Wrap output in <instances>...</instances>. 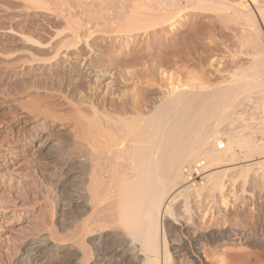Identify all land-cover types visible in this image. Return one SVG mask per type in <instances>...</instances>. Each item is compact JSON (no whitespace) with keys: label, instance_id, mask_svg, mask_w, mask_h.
Returning a JSON list of instances; mask_svg holds the SVG:
<instances>
[{"label":"bare ground","instance_id":"6f19581e","mask_svg":"<svg viewBox=\"0 0 264 264\" xmlns=\"http://www.w3.org/2000/svg\"><path fill=\"white\" fill-rule=\"evenodd\" d=\"M60 1L68 8L78 2L0 0V37L8 35L24 48L16 58L0 49V86L19 90L14 98L0 94V116L5 112L0 182L7 180L8 186L0 187V248L17 246L12 264L221 259L223 247L241 245L248 235L220 224L205 228L209 208L216 221L225 219L221 196L228 180L232 190L238 179L261 188L252 187L254 193L264 190V0H91L79 1L74 13L44 5ZM52 11L67 32L51 33L35 23ZM186 11L212 14L225 29L232 40L226 44V62L236 70L232 79L230 72L212 89L168 94L147 116L119 99L109 98L112 111L100 115L91 97L73 103L71 94L87 75L96 74L87 51L93 32L74 17L101 26L102 34L129 40L145 29L173 28ZM109 77L103 73L95 81L108 88ZM68 111L78 118H64ZM57 132L71 138L66 157L54 155L48 162L61 180L42 205L36 199L26 207L13 183L35 171L37 157L52 149L47 140ZM200 171L210 183L206 203L203 185L190 183L191 174ZM70 188L78 200L69 198ZM22 223L30 232L19 235L12 225Z\"/></svg>","mask_w":264,"mask_h":264},{"label":"rangeland","instance_id":"374dc122","mask_svg":"<svg viewBox=\"0 0 264 264\" xmlns=\"http://www.w3.org/2000/svg\"><path fill=\"white\" fill-rule=\"evenodd\" d=\"M79 1L90 2L91 0ZM78 2L72 8H68L69 3L67 1L44 5L53 11L68 9L70 13H74L80 10ZM53 11L54 15L48 12V15L35 19V23L44 26L51 33L54 31L67 32V25L59 20ZM74 19L82 28H89V31L93 32L87 40V51L90 50L91 58L94 59L91 65L96 74L87 75L71 94V100L78 104L82 99L91 97L90 105L99 115L112 111L109 102V98H111L133 105L137 114L147 116L155 106L162 103L168 94L182 90H209L221 85L222 79H225L227 75L229 76L230 72L233 75H230L229 79L236 72V70L233 71V68L231 69V66H228L230 65L229 62H226L230 58L226 44L229 45L232 40L227 39L229 38L228 34L225 33L222 26H219L220 24L216 22L212 14L186 11L177 19L173 28L145 29L129 40H125L124 37L118 39L102 34L103 28L101 26L85 20L82 16H76ZM0 49L3 53L16 58L21 55L24 48L22 44L6 35L0 37ZM103 73L110 74L108 88L104 86L105 82L95 81L96 77ZM18 93L19 90L14 87L0 86V94H8L14 98ZM82 112L86 118L91 115L88 110L83 109ZM4 114L5 112L1 114L0 119L3 118ZM76 117L78 118L76 112L68 111L64 114V118ZM43 136L47 137L46 135ZM47 142L54 145L51 150L43 151L45 156L37 157L36 160L39 161L34 166L35 171L32 169L25 181L13 183L18 193L15 189L13 192H16L15 194H18L19 198L27 202L26 207H29L28 203L31 200L33 203L36 199L39 206L42 205L45 202L47 192L61 180L57 178L58 169L53 171L52 164H48V162L50 157L54 155L66 157V150L71 145V138L64 133L57 132L53 136H49ZM191 176L190 183L203 185L202 198L204 202H208L207 194L210 183L202 178L201 171L199 175L193 172ZM1 181L4 185L0 182V187H8L6 185L7 180ZM239 181L238 179V185L233 184V190L229 188V184L232 187L231 181L228 180V186L224 184L221 199L224 203L222 204L224 205L223 208L225 207L226 210L225 219L220 221L221 223L218 222L219 220L216 221L217 219H214V216L216 217L215 212L209 208L210 210L205 217V228L216 227L219 224L220 227L227 226L226 228L230 227V229L238 227L248 235V239L241 245L223 247L221 259L216 258L214 251H212L213 246L207 245L206 247L212 251L211 257L214 255L217 259L215 261L212 260L214 257L210 258L209 264H264V233L261 232V222L264 223V190L257 191H262V195L260 192L259 194L254 193L256 192L254 189L261 188H255L252 184L250 186L249 183L242 184ZM73 189H69V198L76 201L78 194ZM251 191L253 192L251 193ZM241 200L246 201L243 203ZM200 212L197 210L199 213L197 215L201 218L203 214ZM15 219H10V221H15ZM7 221L9 220H5L4 223ZM12 226L14 229H18L16 233L19 235L30 232V227L26 223ZM15 247L17 246H10L9 250L4 252L1 249L3 247L0 248L1 264H12L16 255ZM184 264L188 263L184 262Z\"/></svg>","mask_w":264,"mask_h":264}]
</instances>
